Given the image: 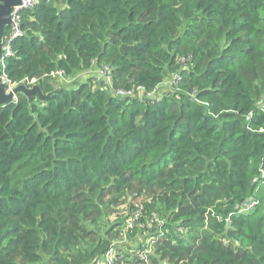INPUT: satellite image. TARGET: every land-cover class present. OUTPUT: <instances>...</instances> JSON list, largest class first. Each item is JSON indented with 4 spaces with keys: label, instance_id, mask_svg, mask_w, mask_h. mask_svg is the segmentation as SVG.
Wrapping results in <instances>:
<instances>
[{
    "label": "trees",
    "instance_id": "1",
    "mask_svg": "<svg viewBox=\"0 0 264 264\" xmlns=\"http://www.w3.org/2000/svg\"><path fill=\"white\" fill-rule=\"evenodd\" d=\"M20 26L13 84L96 63L134 93L0 107V264H264V0H40Z\"/></svg>",
    "mask_w": 264,
    "mask_h": 264
},
{
    "label": "built area",
    "instance_id": "2",
    "mask_svg": "<svg viewBox=\"0 0 264 264\" xmlns=\"http://www.w3.org/2000/svg\"><path fill=\"white\" fill-rule=\"evenodd\" d=\"M39 0H21V4L19 6H16L12 11V18H13V25L6 33V35L3 37V44H2V52H3V60L4 63L5 58L12 55V41L18 37H20L23 32L21 30L20 21H21V14L24 11L33 9ZM95 67H98L96 69H93ZM92 69H90L88 75H90L95 82L101 84L102 86L107 88L110 92H113L117 98L119 97H125V96H131L134 93L133 89H116L115 88V76L113 74V70L108 65L103 66H94ZM58 75L60 77V80H64L63 75L61 72H57L54 76ZM2 81L4 84L8 86V90H12L15 86L18 84H13L6 75L2 76ZM36 82V80L30 81L28 79H25L22 81V84L32 85ZM137 90H141L144 93V89L142 87H137ZM161 88H157L153 93H147L148 98H155L158 95H160ZM146 95V94H145ZM261 104L264 107V101L261 102ZM255 204L253 202H244L243 208L244 211L251 210ZM109 256V259L106 263L102 264H113L114 261V254L113 252H109L107 257Z\"/></svg>",
    "mask_w": 264,
    "mask_h": 264
},
{
    "label": "water",
    "instance_id": "3",
    "mask_svg": "<svg viewBox=\"0 0 264 264\" xmlns=\"http://www.w3.org/2000/svg\"><path fill=\"white\" fill-rule=\"evenodd\" d=\"M21 4V0H0V107H5L13 104L18 95L24 93L30 99L38 97L43 102L56 99L60 93L59 83H54V91L44 93L40 85H34L28 88L26 85H19L13 90L8 91V86L2 82V44L5 30L12 25L11 11L14 7Z\"/></svg>",
    "mask_w": 264,
    "mask_h": 264
},
{
    "label": "clouds",
    "instance_id": "4",
    "mask_svg": "<svg viewBox=\"0 0 264 264\" xmlns=\"http://www.w3.org/2000/svg\"><path fill=\"white\" fill-rule=\"evenodd\" d=\"M39 1H40V0H39ZM39 1H38V2H39ZM37 4H38V3H37ZM37 4H36V5H37ZM18 6H19V5H18ZM14 8H15V7H14ZM14 8H13V9H14ZM12 11H13V10H12ZM12 11H11V13H12ZM24 12H25V11H24ZM24 12H22V14H23ZM22 14H21V15H22ZM11 19H12V25H13L14 23H13L12 14H11ZM12 25H11L10 27H8V28L5 30V34H4V36L6 35V33H7L8 31H10ZM4 61H5V60H4ZM2 66H3V62H2ZM2 76H3V74H2ZM63 78H64V77H63ZM2 82H3V81H2ZM51 82H52L53 84H54V83L65 84L66 81H65V79H64V80H60V77H59L58 75H56V76H54V78H53V80H52ZM17 84H18L17 86H19V85H26L28 88H31V87H33L34 85H37V84L35 83L34 85H30V86H29V85H27V84H22V82H21V83H17ZM17 86H15V87H17ZM59 86H60V85H59ZM15 87H14V88H15ZM14 88H13V89H14ZM13 89H12V90H13ZM7 90H8V88H7ZM8 91H11V90H8ZM16 101H17V99H16ZM16 101H15V102H16Z\"/></svg>",
    "mask_w": 264,
    "mask_h": 264
},
{
    "label": "crops",
    "instance_id": "5",
    "mask_svg": "<svg viewBox=\"0 0 264 264\" xmlns=\"http://www.w3.org/2000/svg\"><path fill=\"white\" fill-rule=\"evenodd\" d=\"M94 66H96V63L93 65V67H94ZM93 67H92V68H93ZM92 68H91V69H92ZM96 68H98V67H95V68H93V69H96ZM93 69H92V70H93ZM89 70H90V69H89ZM89 70H88V71H89ZM88 73H89V72L85 71V72L79 73L75 78H64L65 81H66L65 84L69 86L70 83H73V82H75V81H79V82H80V81H82L81 79H83V78H87V77H88ZM89 76H90V75H89ZM79 82L76 83V86H77V84H79ZM76 86H73V87H70V88H74V87H76Z\"/></svg>",
    "mask_w": 264,
    "mask_h": 264
},
{
    "label": "rangeland",
    "instance_id": "6",
    "mask_svg": "<svg viewBox=\"0 0 264 264\" xmlns=\"http://www.w3.org/2000/svg\"><path fill=\"white\" fill-rule=\"evenodd\" d=\"M33 81V80H32ZM77 82H79V81H75V82H73V83H70V85H69V87H73V86H76V83ZM36 83V82H35ZM34 83V84H35ZM34 84H32V85H34ZM171 85V83L169 84L168 83V81L167 82H165L163 85H162V87H161V90H160V93H162V90L164 89V88H168L169 86ZM15 103V102H14ZM131 222V219H129L128 221H127V224H129ZM126 234V233H125ZM121 238H126L125 236H123V237H121Z\"/></svg>",
    "mask_w": 264,
    "mask_h": 264
}]
</instances>
